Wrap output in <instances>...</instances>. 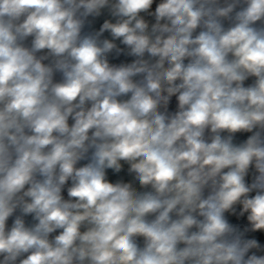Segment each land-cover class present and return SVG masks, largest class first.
Here are the masks:
<instances>
[{"label": "clouds", "instance_id": "clouds-1", "mask_svg": "<svg viewBox=\"0 0 264 264\" xmlns=\"http://www.w3.org/2000/svg\"><path fill=\"white\" fill-rule=\"evenodd\" d=\"M0 264H264V0H0Z\"/></svg>", "mask_w": 264, "mask_h": 264}]
</instances>
